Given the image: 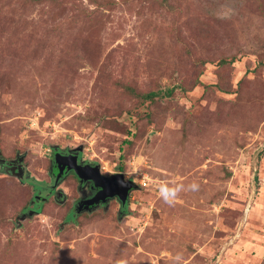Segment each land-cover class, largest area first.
I'll use <instances>...</instances> for the list:
<instances>
[{
  "label": "rangeland",
  "instance_id": "374dc122",
  "mask_svg": "<svg viewBox=\"0 0 264 264\" xmlns=\"http://www.w3.org/2000/svg\"><path fill=\"white\" fill-rule=\"evenodd\" d=\"M56 149L131 178L125 212L65 223L69 176L38 209L0 168V264H264V0H0V160L50 184Z\"/></svg>",
  "mask_w": 264,
  "mask_h": 264
},
{
  "label": "flooded vegetation",
  "instance_id": "af4514ba",
  "mask_svg": "<svg viewBox=\"0 0 264 264\" xmlns=\"http://www.w3.org/2000/svg\"><path fill=\"white\" fill-rule=\"evenodd\" d=\"M56 153H59L57 155L59 158L58 163L65 162L66 165H70V166L75 164V167H77L78 172L81 173L83 177H80L77 171H75L73 167L69 169L68 167L61 169L62 171L59 174L58 180H55V183L53 181L52 184L48 185V188L47 186H44L43 188L37 190L36 192L34 188H32L33 199L31 200V202L33 203V206L38 202H46L50 199H54L58 202L60 201L65 202L67 199L66 193L59 188V185L64 178L69 176L70 179L74 182L76 196L71 201L70 208L66 213L68 219L65 221V223L70 220H75L76 216H79L82 213H91L97 210L98 208L108 209L111 205L110 204L111 202H115L117 204L118 206L117 212L123 215V212H125L126 206L129 203V197H130L129 194L134 188L129 190L127 200L124 204H122L118 195L112 197H106V199L103 201L102 195L107 191L102 193L103 192L102 184L108 183L107 181L110 182H117V181L126 182L128 180L133 181L131 178H125V176H123L121 179L119 176H117L118 172L117 173L102 172L96 166L97 165L96 162H90L88 160L83 159L79 151L59 150V152ZM10 160L13 161L12 166L8 167L7 163ZM10 160H5L4 163H1L0 168H3L4 171L8 170L11 171V173H14L16 172V170H18V168H20V165H23L25 167L24 169L25 173L28 175L26 165L23 163V161L19 162L16 159H10ZM55 162L56 161L54 160L52 169L55 166H57V162L56 163ZM57 173H52L53 176L55 175L53 179L56 178ZM97 175H100L102 177H99ZM95 196H97V198H94Z\"/></svg>",
  "mask_w": 264,
  "mask_h": 264
},
{
  "label": "water",
  "instance_id": "95a60500",
  "mask_svg": "<svg viewBox=\"0 0 264 264\" xmlns=\"http://www.w3.org/2000/svg\"><path fill=\"white\" fill-rule=\"evenodd\" d=\"M59 153H56V158H57V155H58ZM23 160V156H20L18 159H17V161H19V162H21ZM5 162V159H1L0 160V163H4ZM12 162L13 161H8V163H7V166L8 167H10V166H12ZM59 162V161H58ZM59 164H62V163H59ZM21 166V165H20ZM98 168H99V166L98 165H96ZM71 167H73L74 169H75V171H77V173H78V175L80 176V177H83L82 175H81V173H79L78 172V169H77V167H75V164L74 165H72V166H68V169L69 168H71ZM12 168V167H11ZM8 171V170H7ZM62 170L60 169V172H61ZM23 172H24V167L23 168H18V170H16V172H14V173H11V175H13V176H15V177H17V178H22L23 177ZM97 176H99V177H102V176H100V175H97ZM117 176H119L121 179H122V177H123V174L122 173H117ZM58 177H59V174H57V177H56V180H58ZM108 183H106V184H102V186H103V192L102 193H104L105 191H107V192H105L103 195H102V200L104 201L105 199H106V197H112V196H115V195H118L119 196V199L121 200V203L122 204H124L125 202H126V200H127V196H128V193H129V190H131L132 188H135L137 185L133 182V181H131V180H128V181H122V182H120V181H117V182H110V181H107ZM109 191V192H108ZM94 198H97V196H95ZM98 201V200H97ZM61 202V201H60Z\"/></svg>",
  "mask_w": 264,
  "mask_h": 264
},
{
  "label": "clouds",
  "instance_id": "9594fccd",
  "mask_svg": "<svg viewBox=\"0 0 264 264\" xmlns=\"http://www.w3.org/2000/svg\"><path fill=\"white\" fill-rule=\"evenodd\" d=\"M220 18H227V15H221ZM200 188L199 183L193 182L190 185H183L179 183H170L167 181L161 182L158 187L157 191L159 193L160 199H162L165 203L169 206H173L179 199L180 193L183 191H192L196 192ZM181 257L177 255L175 258L176 264H179ZM118 264H126V261H120Z\"/></svg>",
  "mask_w": 264,
  "mask_h": 264
},
{
  "label": "trees",
  "instance_id": "16d2710c",
  "mask_svg": "<svg viewBox=\"0 0 264 264\" xmlns=\"http://www.w3.org/2000/svg\"><path fill=\"white\" fill-rule=\"evenodd\" d=\"M125 88L129 91V92H131V93H135L134 92V90L131 88V86H129V85H126L125 86ZM172 90L173 89H165V90H157V91H148V92H144L143 94H141L142 95V97L143 98H154L155 96H157L158 94H160V93H162V92H166L167 94L168 93H171L172 92ZM56 152H59V150L58 149H56V150H54L53 151V154H56ZM22 166V167H21ZM20 167L21 168H23L24 166L23 165H21ZM3 169V168H2ZM24 169H25V167H24ZM4 170V169H3ZM5 172H7V170L5 171ZM54 177H52L51 179H52V182L54 181V183H55V180H56V178L55 179H53ZM18 179H20L21 181H24V182H27L29 185H31V187L32 188H34V190H35V192L37 191V190H39V189H41V188H43L44 186H47V188H48V185H50V184H52V182L50 183V184H45V182H43V181H38V180H35V179H33V178H30L29 177V175H27L26 173H25V170H24V172H23V177L22 178H18ZM32 193H33V189H32ZM41 204H42V202H38V203H36L35 205H34V208H38V209H40L41 208ZM37 206V207H36ZM28 209V207H25L24 209H23V213H22V215L23 214H25V212H26V210Z\"/></svg>",
  "mask_w": 264,
  "mask_h": 264
},
{
  "label": "built area",
  "instance_id": "2783aa9c",
  "mask_svg": "<svg viewBox=\"0 0 264 264\" xmlns=\"http://www.w3.org/2000/svg\"><path fill=\"white\" fill-rule=\"evenodd\" d=\"M146 178H147V176L146 175H143L142 178H141V180H139L138 183L142 184L143 186L146 185L147 184Z\"/></svg>",
  "mask_w": 264,
  "mask_h": 264
}]
</instances>
